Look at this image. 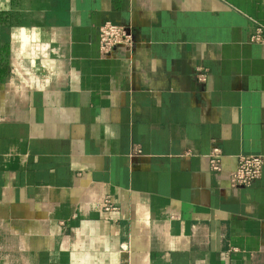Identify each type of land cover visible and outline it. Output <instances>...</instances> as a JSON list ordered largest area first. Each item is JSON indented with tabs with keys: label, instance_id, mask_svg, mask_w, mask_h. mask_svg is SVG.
Listing matches in <instances>:
<instances>
[{
	"label": "crops",
	"instance_id": "0c3cea01",
	"mask_svg": "<svg viewBox=\"0 0 264 264\" xmlns=\"http://www.w3.org/2000/svg\"><path fill=\"white\" fill-rule=\"evenodd\" d=\"M257 25L264 0H0V264H264V168L229 181L264 157Z\"/></svg>",
	"mask_w": 264,
	"mask_h": 264
},
{
	"label": "built area",
	"instance_id": "2783aa9c",
	"mask_svg": "<svg viewBox=\"0 0 264 264\" xmlns=\"http://www.w3.org/2000/svg\"><path fill=\"white\" fill-rule=\"evenodd\" d=\"M252 42L264 43V26L257 25L256 32L252 36ZM100 54L102 57L110 58L117 55L129 57L137 47L134 33L130 27L112 21L105 22L100 28ZM196 78L205 84L208 74L199 69ZM211 167L215 172H222L223 159L225 157L222 149L214 146L208 155ZM264 168V157L261 155H241L237 159L236 166L229 174V181L233 187H245L252 185L258 180ZM107 209L114 207L107 201Z\"/></svg>",
	"mask_w": 264,
	"mask_h": 264
},
{
	"label": "trees",
	"instance_id": "16d2710c",
	"mask_svg": "<svg viewBox=\"0 0 264 264\" xmlns=\"http://www.w3.org/2000/svg\"><path fill=\"white\" fill-rule=\"evenodd\" d=\"M1 70V69H0Z\"/></svg>",
	"mask_w": 264,
	"mask_h": 264
}]
</instances>
